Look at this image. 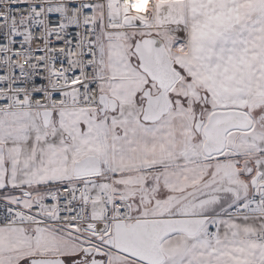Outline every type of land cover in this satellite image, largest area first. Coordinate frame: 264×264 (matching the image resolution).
Wrapping results in <instances>:
<instances>
[{
  "label": "snow or ice",
  "instance_id": "snow-or-ice-1",
  "mask_svg": "<svg viewBox=\"0 0 264 264\" xmlns=\"http://www.w3.org/2000/svg\"><path fill=\"white\" fill-rule=\"evenodd\" d=\"M0 0V264H264V0Z\"/></svg>",
  "mask_w": 264,
  "mask_h": 264
},
{
  "label": "built area",
  "instance_id": "built-area-1",
  "mask_svg": "<svg viewBox=\"0 0 264 264\" xmlns=\"http://www.w3.org/2000/svg\"><path fill=\"white\" fill-rule=\"evenodd\" d=\"M139 5H140V0H134V5L133 6L135 7V6H139Z\"/></svg>",
  "mask_w": 264,
  "mask_h": 264
}]
</instances>
